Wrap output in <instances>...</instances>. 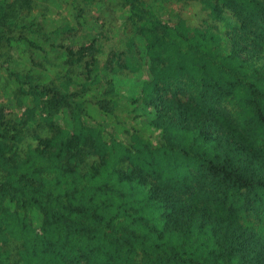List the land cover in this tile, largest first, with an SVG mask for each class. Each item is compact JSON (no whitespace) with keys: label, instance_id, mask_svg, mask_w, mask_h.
<instances>
[{"label":"trees","instance_id":"obj_1","mask_svg":"<svg viewBox=\"0 0 264 264\" xmlns=\"http://www.w3.org/2000/svg\"><path fill=\"white\" fill-rule=\"evenodd\" d=\"M71 1L75 10L94 2ZM202 1L210 19L229 29L230 55L219 56L217 48L204 46L184 28L157 21L146 28L148 56L156 65L154 80L143 93L156 110L154 125L164 131L165 143L159 150L137 143L134 152L122 157L129 163L127 170L115 171L122 182L148 187V201L161 212V227L141 232L138 223L146 222L141 217L115 223L103 215V208L80 200L73 190H66L67 199L52 202L43 174H75L89 156L106 162L107 145L100 132L85 128L83 105L70 93L10 72L20 92L35 102L26 111L28 120H34L38 109L41 121L57 130L53 114L67 110L75 132L55 138V143L38 138L40 146L30 154L41 166L19 175L11 161L21 158L23 137L3 121L0 110V210L9 212L3 208L8 202L49 214L47 234L31 239V260L24 258L23 264H264V226L250 220L262 225L264 219V0ZM121 2L138 20L150 21L143 0ZM33 3L0 0V60L11 59L16 40L39 48L25 33L51 40L45 27L31 18ZM228 11L235 21L228 20ZM168 40L174 44L171 54L163 48ZM83 49L94 59V45ZM81 55L73 62L81 63L86 56ZM133 61L129 57L130 65L120 68L135 70ZM99 105L113 112L111 101ZM175 129L192 134L190 143L175 141ZM16 212L10 213L11 219ZM6 231L0 223L1 240H6ZM0 264H10L3 252Z\"/></svg>","mask_w":264,"mask_h":264},{"label":"rangeland","instance_id":"obj_2","mask_svg":"<svg viewBox=\"0 0 264 264\" xmlns=\"http://www.w3.org/2000/svg\"><path fill=\"white\" fill-rule=\"evenodd\" d=\"M143 2L149 11L145 13L149 22L138 20L130 6L121 0H94L90 6L85 5L79 10H75L71 0H34L31 18L45 27L51 40L46 42L25 33L23 35L34 40L39 48L25 40H16L11 48V59L0 60L3 121L9 127H16L23 137L18 148L21 158L15 157L11 161L12 170L20 175L41 166L40 159L30 154L40 146L38 138L53 139L55 143V138H66L75 132L67 110L53 114V120L59 126L57 130L41 121L38 109L33 114L34 120H28L26 111L33 108L35 102L33 97L20 92V85L10 75L11 71L31 75L32 81L43 87L70 93L83 105L85 128L100 132L107 145L106 162L99 156H89L75 174L60 176L54 170L43 174L52 202L65 197L66 190L77 191L80 200L103 208V215L115 218V223L143 218L146 222L138 223L141 232L151 229L150 226L161 227V212L148 201V187L122 182L115 171L127 170L129 163L122 157L127 151L134 152L137 143H147L151 150H159L165 143L164 131L154 125L156 110L147 105L143 93L147 84L154 80L156 65L148 56L151 43L147 40L146 28L154 21L171 28H184L204 46L217 48L219 56L231 53L229 29L225 23L210 19L202 0ZM226 16L229 21H235L231 12H226ZM19 37L16 34V38ZM88 45L96 47L94 59L83 49ZM173 47L169 40L163 44L166 54H171ZM81 54L86 55L83 61L74 63L73 59ZM129 57L134 58L132 63L137 68L122 70L121 65H130ZM103 100L112 102V113L100 108L99 102ZM174 132L177 133L174 140H182L180 145H187L192 140L193 135L187 130L175 129ZM4 207L10 211L0 210V223L7 229L2 235L6 240L0 239V252L5 253L10 264L18 261L23 264L24 258L31 260L27 252L31 239L47 234L49 214L36 207L18 209L8 202ZM13 211H17V215L11 219ZM97 212H101L99 208ZM250 220L257 227L264 226V219L262 225L253 218Z\"/></svg>","mask_w":264,"mask_h":264}]
</instances>
